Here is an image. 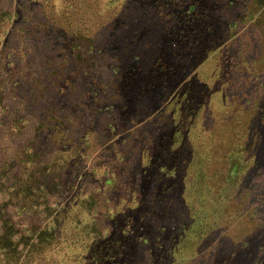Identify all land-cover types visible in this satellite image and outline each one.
Returning <instances> with one entry per match:
<instances>
[{
  "label": "rangeland",
  "instance_id": "obj_1",
  "mask_svg": "<svg viewBox=\"0 0 264 264\" xmlns=\"http://www.w3.org/2000/svg\"><path fill=\"white\" fill-rule=\"evenodd\" d=\"M4 4L0 172L10 187L0 201L37 229L0 264H264V37L248 43L244 31L189 56L167 48L183 32L151 0ZM203 58L214 72L190 82ZM183 84L193 106L170 143L165 108L185 102ZM246 139L248 152L238 149Z\"/></svg>",
  "mask_w": 264,
  "mask_h": 264
},
{
  "label": "trees",
  "instance_id": "obj_2",
  "mask_svg": "<svg viewBox=\"0 0 264 264\" xmlns=\"http://www.w3.org/2000/svg\"><path fill=\"white\" fill-rule=\"evenodd\" d=\"M117 1L118 0H109V3H114ZM151 1L155 2L154 5L157 8L158 12H161L162 18H165L163 19L164 22L166 24L171 25V30L178 29L180 33L183 32V34H179L178 37L176 38L171 37L169 35L168 38L171 37L170 40L168 41L169 46L167 47L169 48V50L173 49L175 45L177 46L180 45V47L189 50L188 51L189 56H193L195 55V51L197 50L196 47L198 46V44L199 45L205 44V48L207 44L217 45L218 47L220 45H223L226 41H231L230 38H232V41L234 42L235 41L234 38L237 36L236 37L237 39L238 36H240L244 31H245L244 36L247 38L248 43L250 42L249 37L251 35H252L251 38H254L253 40L255 42H262L263 40L264 34H262V30L264 31V0H151ZM6 8L7 7L4 4V0H0V40L2 39V31H3L2 28L6 24V21L10 19L12 15V13L9 12V9ZM246 26H247L246 30L247 31L249 30L248 33L244 29V27ZM246 46L249 45L246 44ZM224 49L225 46L221 50H219V52L214 53L210 57L212 58V61L216 62V60H220L221 59L220 56L222 54L221 51H223ZM243 50L246 51V47H243ZM243 50H241L242 53L241 52L238 53L239 59L238 60L236 59L237 63L239 60L243 61V57H244ZM257 55L259 56L260 54L257 52ZM189 56L187 57L190 58ZM206 59L207 58H203L202 60L205 61L206 64L201 68H199V70L195 74L194 72L191 74L192 76L191 78H189L190 82L193 81L194 77L195 78L197 77L196 78L197 82L202 83L201 82L202 77L206 78L208 76L207 73L208 68L206 65L209 64V62H211V59L210 60H206ZM158 63H159L158 70H161L164 67H166L167 69V67H169L166 58L164 59V61L159 60ZM215 64H219V63L216 62ZM217 68L218 65H216V69ZM208 72L213 73L214 70L212 71L208 70ZM150 73H152V71ZM161 74H162L161 76L160 75L158 76L161 78V80L162 79L165 80V78L168 76L166 72H162ZM215 75H217L216 72ZM218 76L221 77L220 70ZM202 86H204V84ZM222 86L223 85H221V87L219 88H222ZM216 87L217 86H215L214 90L219 89ZM180 89L182 90V95L184 94L187 95V98L184 100L185 102L183 101L184 107L183 104H181V102H177V104L170 103L165 108L172 111V113H170L171 116L169 117L170 120H168L167 123V126H170V128L173 127L171 132L173 139L170 140V143L174 142L175 136L178 137L177 141L179 139L182 141V136L184 132L183 130L185 129L182 126L184 125L186 126V124H189V122L188 121L184 122L179 118L178 115L180 114L179 112L182 111V109L184 110L186 106L188 107L193 106L192 104L193 98L190 95L188 96V94L190 93L191 90L194 91V86L188 87L183 84V86ZM225 105L228 108V106H230V103H225ZM174 113L177 114L178 119L176 118L177 116H175ZM198 135L200 134L198 133ZM165 137H166L165 134H161L157 137L158 140H161L159 148H162L161 144L163 143ZM167 141L169 142L168 139ZM145 148L146 147H143L144 153L147 156L149 152L148 149L146 150ZM238 149L248 152L250 150V142L246 139L241 145H238ZM167 152L168 151L165 149L161 150L162 154ZM172 154L175 155L174 152H172ZM157 156H159V154ZM150 157H152V155ZM174 157L177 156H172V158ZM151 159H153V166H156L158 164L159 158L156 159L150 158V160H147L146 162L147 163L152 162ZM174 164L176 166L179 165L177 163V160L174 162ZM161 168H167V166H159V169ZM7 182L8 179L5 177L4 174L0 172V192L3 191L4 187L6 188L10 187V184H8ZM195 182L197 181L195 180ZM218 191H219V196H221L222 193L225 191V189ZM46 192L43 193L47 195ZM91 195H93V193H91ZM95 197L96 198L99 197L98 192L95 195ZM129 205H130L129 203H126L124 205V209L128 208ZM21 207L22 206L18 207L19 208L18 210H15L12 207L11 199L0 201V255L2 256L3 261H6L9 257L18 258L29 240L27 234L25 233L30 231L34 235V233L36 232L37 228L31 230L29 228H22L21 227L23 223L21 222L22 220L21 219L18 221L15 220V217H18L23 212V209ZM110 210L113 211V208L111 207ZM221 215L222 214L220 212L217 217H220ZM217 217L211 214V217L207 218V221L203 225L205 231L202 233V236H205L208 230L210 231L212 230V227L215 224ZM94 225H96V223H94ZM19 247L21 249H19ZM105 249L101 251V254L104 252ZM109 257H113V255H110Z\"/></svg>",
  "mask_w": 264,
  "mask_h": 264
}]
</instances>
